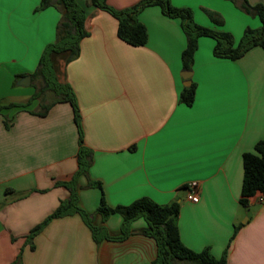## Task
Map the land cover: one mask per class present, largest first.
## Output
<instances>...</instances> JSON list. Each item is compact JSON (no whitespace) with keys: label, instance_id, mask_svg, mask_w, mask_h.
<instances>
[{"label":"crops","instance_id":"0c3cea01","mask_svg":"<svg viewBox=\"0 0 264 264\" xmlns=\"http://www.w3.org/2000/svg\"><path fill=\"white\" fill-rule=\"evenodd\" d=\"M141 0H107L116 10ZM189 8L200 26L230 33L235 43L261 21L242 10L243 0H170ZM86 11L88 36L80 55L64 70L93 152L89 179H78L79 205L93 214L102 196L109 207L128 206L147 197L160 205L179 202L178 228L183 244L195 252L209 247L228 264H264L262 194L240 203L243 155L264 139V49L255 47L238 60L214 56L215 40L201 37L191 81L195 102H180L184 88L182 54L187 38L179 19L160 7L138 16L148 32L145 46L120 40L111 14L77 0ZM251 6L264 0H249ZM42 0H0V104H22L36 86L19 82L36 71L45 48L56 41L62 18L58 7L39 10ZM206 11L223 19L216 25ZM51 103V102H50ZM36 99L26 108L0 111V264L21 255L22 264H152L155 241L133 224L124 241L96 243L78 214L53 219L33 240L30 232L52 215L70 191L60 183L78 170L79 134L69 103L46 115ZM49 104V103H48ZM47 105V103L45 104ZM90 181L101 184L89 186ZM199 183V200L189 184ZM120 232L122 217L103 224Z\"/></svg>","mask_w":264,"mask_h":264},{"label":"trees","instance_id":"16d2710c","mask_svg":"<svg viewBox=\"0 0 264 264\" xmlns=\"http://www.w3.org/2000/svg\"><path fill=\"white\" fill-rule=\"evenodd\" d=\"M86 1L90 6L105 11L116 18L118 21V38L134 47L145 46L148 40L147 29L138 18L144 9L158 6L164 16L179 19L187 38V47L182 54L184 72H192L194 57L198 50V41L201 37H210L215 40L213 53L216 58L220 59L235 61L244 57L255 47L264 49V5L251 6L249 0H243L241 8L247 14L258 17L261 26L258 29L247 28L237 45L230 33L200 26L196 23L191 9L174 7L170 0H141L124 10L112 8L107 0ZM50 6L58 7L62 12V18L57 27L56 41L45 48L36 71L31 75L32 84H35V81L39 83V86H36V93L26 103L0 104V111L14 107L26 108L44 94H52L55 99L43 106L41 115H46L51 107L57 103H69L72 106L74 123L78 129V170L70 181L60 183L70 191V197L61 202L52 215L30 232L27 240L32 248H34V238L53 219L78 214L90 228L96 243L102 240L124 241L133 235V224L143 220L146 226L140 233L153 239L157 245V257L152 264H228L227 252L217 259L212 255L209 247L201 252H195L183 244L178 228V217L181 209L179 202L160 205L150 198L143 197L128 206L112 208L106 204L105 198L102 196L100 206L93 214L88 213L79 205L78 179L81 176L89 179L93 152L84 145V129L77 98L70 84L64 79V70L70 62L79 57L81 42L88 36L84 26L86 11L78 4L77 0H42L39 10ZM206 12L216 25L221 26L223 24V19L218 14L211 11ZM196 90L195 82H192L189 87H184L180 94V102L191 107L195 102ZM243 167L244 178L240 203L246 206L249 198L257 194H264V139L256 144L254 152L243 155ZM89 186L101 189V184L98 182L90 181ZM114 214H119L122 217L118 235H111L104 225L94 226L92 224L93 218L97 215L101 217L104 224ZM11 264H22L21 255Z\"/></svg>","mask_w":264,"mask_h":264},{"label":"rangeland","instance_id":"374dc122","mask_svg":"<svg viewBox=\"0 0 264 264\" xmlns=\"http://www.w3.org/2000/svg\"><path fill=\"white\" fill-rule=\"evenodd\" d=\"M243 37V36H242ZM234 38V37H233ZM242 38H240V40H241ZM240 40L239 41H237V43H236V45L240 42ZM63 67V65L61 66V72H62V68ZM35 86H39V83L38 82H36L35 81V84H34ZM55 99V96L54 95H52V94H44L41 98H39V102L41 103V104H43V106L47 103H50V102H52L53 100ZM41 104L39 105V104H34L33 105V109L35 110V109H39V108H41ZM100 216H96V217H94L93 218V220H92V224H94V226L96 225V226H100V223H99V220H98V218H99ZM140 222H143V224H144V221L143 220H140Z\"/></svg>","mask_w":264,"mask_h":264},{"label":"water","instance_id":"95a60500","mask_svg":"<svg viewBox=\"0 0 264 264\" xmlns=\"http://www.w3.org/2000/svg\"><path fill=\"white\" fill-rule=\"evenodd\" d=\"M191 76H192V72H187V71L183 72L182 77L184 79V87H189L192 84ZM30 81H31V77L26 76L20 80L19 85L24 87L29 86Z\"/></svg>","mask_w":264,"mask_h":264},{"label":"built area","instance_id":"2783aa9c","mask_svg":"<svg viewBox=\"0 0 264 264\" xmlns=\"http://www.w3.org/2000/svg\"><path fill=\"white\" fill-rule=\"evenodd\" d=\"M189 189L191 191L190 200L194 203H197L199 200V196H198L199 183L192 182L191 184H189ZM261 200L262 202H264V194H262Z\"/></svg>","mask_w":264,"mask_h":264}]
</instances>
